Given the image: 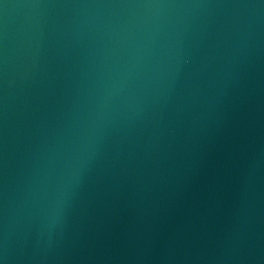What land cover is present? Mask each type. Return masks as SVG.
I'll return each mask as SVG.
<instances>
[{
  "label": "water",
  "instance_id": "1",
  "mask_svg": "<svg viewBox=\"0 0 264 264\" xmlns=\"http://www.w3.org/2000/svg\"><path fill=\"white\" fill-rule=\"evenodd\" d=\"M0 264H264V0H0Z\"/></svg>",
  "mask_w": 264,
  "mask_h": 264
}]
</instances>
